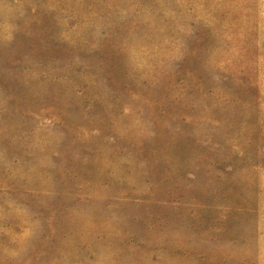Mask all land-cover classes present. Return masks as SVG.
Here are the masks:
<instances>
[{
	"label": "rangeland",
	"instance_id": "374dc122",
	"mask_svg": "<svg viewBox=\"0 0 264 264\" xmlns=\"http://www.w3.org/2000/svg\"><path fill=\"white\" fill-rule=\"evenodd\" d=\"M0 264H264V0H0Z\"/></svg>",
	"mask_w": 264,
	"mask_h": 264
}]
</instances>
